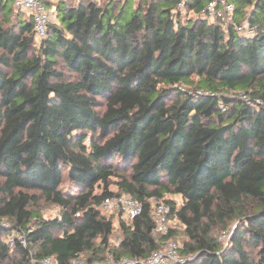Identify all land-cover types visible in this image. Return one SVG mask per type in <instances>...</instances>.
I'll list each match as a JSON object with an SVG mask.
<instances>
[{
	"label": "trees",
	"instance_id": "obj_1",
	"mask_svg": "<svg viewBox=\"0 0 264 264\" xmlns=\"http://www.w3.org/2000/svg\"><path fill=\"white\" fill-rule=\"evenodd\" d=\"M178 1L60 0L36 45L32 19L0 0L16 13L0 22V264L145 260L172 236L154 201L185 227L181 264H264V0H229L227 24L199 16L208 0L182 21ZM122 195L142 207L129 225L99 210ZM233 222L223 246L215 226Z\"/></svg>",
	"mask_w": 264,
	"mask_h": 264
},
{
	"label": "built area",
	"instance_id": "obj_2",
	"mask_svg": "<svg viewBox=\"0 0 264 264\" xmlns=\"http://www.w3.org/2000/svg\"><path fill=\"white\" fill-rule=\"evenodd\" d=\"M191 0H179L176 9L185 12ZM13 7L21 11L32 19L33 30L37 40H42L46 35L47 26L51 20V11L47 9V0H12ZM235 6L229 0H208L200 10L199 16L207 18L211 22L220 21L221 23H232ZM234 29L245 36H253L256 32L254 26L248 23L235 24ZM224 110V109H223ZM99 210L106 214L121 215L127 225L138 217L141 213V205L129 195L119 197L110 196L103 200ZM169 206L161 201H154L151 204V218L155 223L156 231L167 234L169 231ZM79 215V214H77ZM55 218V217H53ZM10 246H13V239L9 240ZM184 258L179 255V248L173 241H167L159 251L150 254L145 260L132 258H122L118 261H107L106 264H181ZM41 264H55L53 258H45L40 261ZM71 264H83L79 260H73Z\"/></svg>",
	"mask_w": 264,
	"mask_h": 264
},
{
	"label": "rangeland",
	"instance_id": "obj_3",
	"mask_svg": "<svg viewBox=\"0 0 264 264\" xmlns=\"http://www.w3.org/2000/svg\"><path fill=\"white\" fill-rule=\"evenodd\" d=\"M48 1H50V2H49V7H47V9H50V11H51L50 12L51 13L50 23L52 24L53 22H55V15H56L54 4L60 0H48ZM8 7L11 8L12 4H10ZM249 9L250 8H247L246 10L249 11ZM15 16H16V13L13 10V8H11L10 13L8 14V17L3 18V16L0 14V22L3 23L4 25H9L10 21L13 18H15ZM195 16H196V14L188 13V12H182L179 14V18L182 21L192 19ZM35 40H36L35 44L37 45L39 43V40H37L36 38H35ZM232 97L233 98L238 97V98H242L243 100H246L245 96H242L239 93L232 95ZM110 191L113 193H117V189L115 188L114 185H112L110 187ZM165 199L174 201L177 208H179L182 204L181 199L178 196H169L168 195V196H165ZM31 210L33 212H35V211L39 212V214L42 215L43 219L56 217V215L59 213L58 208L44 204L42 201H40L37 205L31 206ZM106 216H108V215H106ZM111 218L113 221V232L111 234V240H112V243H117L120 239V235H119V233H120L119 232L120 220H117L114 217H111ZM236 224H237V222H233L232 224H229L225 229H223L221 226H215V229L213 231V236L215 238H217L218 241L221 242L223 246H225V244L227 243V240L229 239L230 234L234 230ZM1 225H2V227H4L7 230V235H5V237H4V240L6 242H9L10 239L17 238V240L23 246H25L26 243H25L24 236L18 230L14 229L11 224L6 223L5 221H1ZM169 228L172 232L171 241H173L177 244L179 251H180L183 248L184 243L188 242V239H187L186 234H185V227L176 218H169ZM9 245H10V242H9ZM12 258H13L14 262H16V261L19 262V255L17 253H13ZM87 260H88L87 254H83L79 257V261L82 262L83 264H88ZM105 260L110 261V262L112 261L110 256H107ZM32 262H35V260L33 259ZM8 263H9L8 261H5L2 264H8Z\"/></svg>",
	"mask_w": 264,
	"mask_h": 264
}]
</instances>
